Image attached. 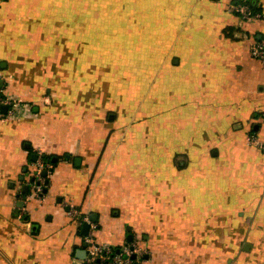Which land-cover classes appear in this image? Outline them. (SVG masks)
Returning <instances> with one entry per match:
<instances>
[{
    "label": "crops",
    "instance_id": "1",
    "mask_svg": "<svg viewBox=\"0 0 264 264\" xmlns=\"http://www.w3.org/2000/svg\"><path fill=\"white\" fill-rule=\"evenodd\" d=\"M262 37L264 0H0V264H81L70 204L146 264H264Z\"/></svg>",
    "mask_w": 264,
    "mask_h": 264
},
{
    "label": "built area",
    "instance_id": "2",
    "mask_svg": "<svg viewBox=\"0 0 264 264\" xmlns=\"http://www.w3.org/2000/svg\"><path fill=\"white\" fill-rule=\"evenodd\" d=\"M231 9L238 13L244 19H258L262 16L260 10L254 9L248 2H235L231 5ZM251 54L264 65V37L255 39L250 43ZM7 104L8 109L4 111L2 105ZM21 105V100L9 94H5L0 90V118L16 114V110ZM248 143L258 146L264 152V137L261 138L255 131H250L246 135ZM38 158L35 161L36 179L33 182L32 190L28 193L20 194L28 197L40 199L44 195L45 180L47 176L42 174V170L47 168L50 172L54 164L51 161H45L44 153L41 149L37 150ZM48 172V173H49ZM39 182H38V181ZM69 216L75 220L79 226L84 222L90 223L89 233L84 235V241L87 245V255L82 259L81 264H146L148 249L141 244L140 236L134 235L122 247L116 248L113 245L100 244L94 240L93 231L98 227V222L91 219V213H83L74 204H70L68 209ZM133 254L136 256L133 257Z\"/></svg>",
    "mask_w": 264,
    "mask_h": 264
},
{
    "label": "water",
    "instance_id": "3",
    "mask_svg": "<svg viewBox=\"0 0 264 264\" xmlns=\"http://www.w3.org/2000/svg\"><path fill=\"white\" fill-rule=\"evenodd\" d=\"M2 108H3L4 111H7V109H8V105H7V104H4V105H2ZM37 158H38V153H34V154L32 155V159H33L34 161H36ZM54 160H55V158H54ZM75 161H76L77 164H79L80 157H76ZM51 170H52V169H51ZM48 172H49V171H48L47 168H45V169L42 170V174L45 175V176L48 175ZM35 179H36V175H35V173H33L32 177H31V180L34 181ZM37 181H38V180H37ZM38 182H39V181H38ZM45 183H46V185H48V183H49V178H46ZM29 190H30V185H29V183H28V184L25 185V188H24L23 191H24L25 193H28ZM45 190H46V187H45ZM45 190H44V191H45ZM23 202H24V201H23ZM91 219L96 220V219H97V214H96V213H93V214L91 215ZM89 228H90V223L85 221L84 224H83V229H82L83 233H84V234H88V233H89ZM132 238H133V235H132V233H130V234L128 235V239L131 240ZM87 245H88V243H87L86 241H84V242H83V248H78V249H77V258H81V259H83V258L86 257L87 252H88V251H87ZM135 256H136V255L133 254V257H135Z\"/></svg>",
    "mask_w": 264,
    "mask_h": 264
},
{
    "label": "trees",
    "instance_id": "4",
    "mask_svg": "<svg viewBox=\"0 0 264 264\" xmlns=\"http://www.w3.org/2000/svg\"><path fill=\"white\" fill-rule=\"evenodd\" d=\"M43 158L45 159V156H43ZM52 162H53V164L56 163V161H54L53 159H52ZM33 170H35V168H34ZM31 177H32V176H31Z\"/></svg>",
    "mask_w": 264,
    "mask_h": 264
}]
</instances>
